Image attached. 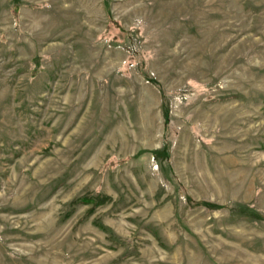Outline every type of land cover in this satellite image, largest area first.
Segmentation results:
<instances>
[{"label":"rangeland","instance_id":"374dc122","mask_svg":"<svg viewBox=\"0 0 264 264\" xmlns=\"http://www.w3.org/2000/svg\"><path fill=\"white\" fill-rule=\"evenodd\" d=\"M0 264H264V0H0Z\"/></svg>","mask_w":264,"mask_h":264}]
</instances>
